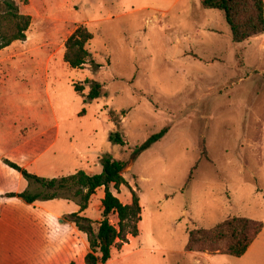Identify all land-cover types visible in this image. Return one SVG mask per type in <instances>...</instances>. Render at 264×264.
Here are the masks:
<instances>
[{"label":"rangeland","instance_id":"obj_1","mask_svg":"<svg viewBox=\"0 0 264 264\" xmlns=\"http://www.w3.org/2000/svg\"><path fill=\"white\" fill-rule=\"evenodd\" d=\"M8 1L31 24L25 40L0 51V138L10 141L2 165L51 179L99 174L106 156L125 162L141 220L138 236L119 242L106 264H264V35L233 42L223 13L199 0ZM80 26L93 35L91 62L73 70L64 44ZM92 83L107 94L84 103ZM163 129L161 140L134 155ZM115 132L124 146L110 141ZM7 176L0 167V194L16 186ZM25 191L40 189L30 183ZM99 192L86 215L94 229ZM117 196L131 201L126 186ZM52 201L46 207L62 221L55 227L27 209L41 220L26 227L27 246L39 252L27 261L44 264L51 246L71 252L57 264H84L89 247L74 233L73 202ZM234 217L263 224L241 258L184 251L189 231Z\"/></svg>","mask_w":264,"mask_h":264},{"label":"trees","instance_id":"obj_2","mask_svg":"<svg viewBox=\"0 0 264 264\" xmlns=\"http://www.w3.org/2000/svg\"><path fill=\"white\" fill-rule=\"evenodd\" d=\"M22 2L26 5L28 0H22ZM199 2L205 10H217L223 13L233 42L242 43L264 35V0H199ZM2 5L4 10L0 11V51L14 42L25 40L31 24V17L21 14L12 2L3 0ZM92 39L93 35L84 26L76 28L67 38L64 44L63 61L71 69H82L91 62L87 46ZM74 90L78 93L83 91L80 87H74ZM106 94L102 85L92 83L90 92L84 97V103H90ZM166 133L167 129H163L160 133L148 138L136 148L134 155L148 150ZM110 141L120 146L125 145L124 139L118 132L110 135ZM6 164L29 184H36L40 191L9 193L5 197L21 199L28 205L38 201L59 199L71 201L79 207V211L70 216L76 229L87 237L89 251L84 257V264H106L111 258L112 249L119 247V242L127 243L128 236L132 238L138 236L137 225L141 220L142 208L137 193L128 186L123 176L125 162L106 156L100 161L99 174L89 175L83 171H77L69 176L51 179L31 174L15 163L7 161ZM123 186H126L131 193V201L128 204H123L117 197ZM99 188H103L102 213L101 221L94 229L92 221L80 216V213L87 209L91 197ZM110 216L116 217L117 225L111 224ZM262 230L263 224L260 221L241 217L229 218L210 229L189 231L184 251L218 253L241 258Z\"/></svg>","mask_w":264,"mask_h":264},{"label":"crops","instance_id":"obj_3","mask_svg":"<svg viewBox=\"0 0 264 264\" xmlns=\"http://www.w3.org/2000/svg\"><path fill=\"white\" fill-rule=\"evenodd\" d=\"M9 143L10 141H8L6 138L4 139L0 138L1 154L3 152L2 148L9 147L10 146ZM3 157H6V154L3 156L0 155V167L5 169L9 174V176H7L6 178L8 180L7 182H15L16 186L0 194V264H36L35 262L31 263L27 261L29 258H34V259L37 258V256L39 255L37 253L39 252H36L35 250L30 251L29 246H27L26 227H30V228L35 227L36 225L35 223L37 222L39 224L41 220L39 219L35 220V218H31L28 215H26L27 209H31L32 212H37L38 214L44 215L45 223H47L49 226L52 225L55 227L57 224L62 222L61 220L57 219V214H58V212L56 211L57 208L52 210L46 206L49 205L50 203H56V201L55 202L48 201L45 203L38 201L35 202L34 204L27 205L22 203L21 201H19V199L16 198H10V199L5 198V195L9 193L19 194L24 192L27 186L29 185V183L25 179H23V177L18 172L17 174L15 173L16 171H14L13 169L10 168L7 169V167L5 168V166L2 165ZM11 159H13L16 163H18L16 157H13ZM101 189L102 192L100 194V201L103 198V188H99L96 191L98 193L99 191H101ZM113 193L116 194L115 191H113ZM94 196L95 194L91 197L88 206L92 202ZM72 205L74 206V208L71 210V213L72 214L77 213L79 211V207L74 203H72ZM87 213H88V207L85 211L80 213V216L86 217ZM29 215H32L34 217L32 213ZM32 231L33 230H31V232ZM72 231L75 230L72 228ZM74 233H76V235L80 237L81 232L75 231ZM18 248H23V252L20 251V249ZM24 249H29V251L27 252ZM55 251L56 252H53L52 247L51 246L49 247V253L45 255L47 260L45 261L44 264H57V258L59 257L62 258L61 255L66 256L71 253L63 250L61 252H58V250Z\"/></svg>","mask_w":264,"mask_h":264}]
</instances>
